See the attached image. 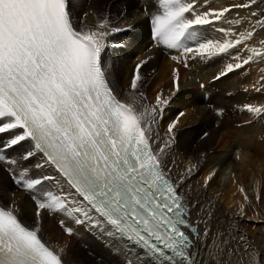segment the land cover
<instances>
[{
  "label": "snow or ice",
  "instance_id": "snow-or-ice-1",
  "mask_svg": "<svg viewBox=\"0 0 264 264\" xmlns=\"http://www.w3.org/2000/svg\"><path fill=\"white\" fill-rule=\"evenodd\" d=\"M202 2L157 0L151 16L153 37L180 51L171 59L185 68L190 58L230 55L253 39L257 26L264 29V0L198 11ZM76 7L73 0H0V165L34 203L30 222L21 219L14 200L0 206V264H63V249L49 246L41 235L43 212L87 224L123 254L124 264H233L238 252L233 241L246 238L219 232L209 242L211 230L188 220L180 192L184 177L173 181L169 175L165 157L179 120L157 143L153 125L169 100L158 93L155 105L144 102L139 89L147 59L136 64L121 99L103 60L107 37L119 29L107 16L88 26ZM232 8L249 10L250 30L234 39L228 38L237 36L230 28L219 29L223 40L201 37L198 28L226 19ZM249 51L242 61L233 57L237 62L226 63L215 79L264 58L261 49ZM179 80L174 69L177 91ZM244 108L264 114V106ZM14 151L18 158L10 155ZM244 212L242 205L238 215ZM60 223L63 227L64 220ZM250 248L245 251L256 264Z\"/></svg>",
  "mask_w": 264,
  "mask_h": 264
},
{
  "label": "bare ground",
  "instance_id": "bare-ground-1",
  "mask_svg": "<svg viewBox=\"0 0 264 264\" xmlns=\"http://www.w3.org/2000/svg\"><path fill=\"white\" fill-rule=\"evenodd\" d=\"M244 1L203 0L198 11L220 10ZM73 2L77 5V15L88 26L107 16L111 27L119 29L107 37L103 52L105 68L117 95L125 99L122 93L128 90L136 64L147 59V64L141 68L143 84L139 89L146 98L144 102L155 105L158 93L169 100L153 128L159 134L157 143H162L168 125L179 120L165 163L173 181L184 177L180 192L190 211L189 221L199 229L211 230L209 242L219 232L230 233L237 240L243 235L246 238L243 242L233 241L238 249L233 264H251L249 252L245 251L247 246H251L256 264H264V114L256 116L244 108L246 104L264 106V87H261L264 58H255L241 69L215 79L226 63L237 62L233 57L239 56L240 61L246 59L252 54L251 47L264 51V45L260 44L264 40V29L257 26L253 43L243 49L245 44L237 46L242 49L240 53L236 52V47L226 56L208 60L190 58L189 67L185 68L171 59L180 56V51L166 49L156 39L153 41L149 28L152 27L151 16L158 11L157 0ZM226 17L198 28L197 32L202 38L223 40L225 33L219 29L230 28L237 36L228 38L234 39L245 33L243 26L251 29L254 24L248 9L232 8ZM237 20L240 23H236ZM174 69L180 74L178 91L173 83ZM10 155L18 158L15 151ZM12 200L21 219L30 222L34 203L29 193L18 188L5 166L0 165V205L8 206ZM242 205L245 212L238 215ZM209 211L211 217L207 215ZM40 227L49 246L63 249L61 255L65 264H124L123 254L87 224L77 225L63 215L43 212ZM64 227L72 228V234ZM200 255L206 257L202 248Z\"/></svg>",
  "mask_w": 264,
  "mask_h": 264
},
{
  "label": "rangeland",
  "instance_id": "rangeland-1",
  "mask_svg": "<svg viewBox=\"0 0 264 264\" xmlns=\"http://www.w3.org/2000/svg\"><path fill=\"white\" fill-rule=\"evenodd\" d=\"M244 2H246V1H244ZM244 2H242V3H244ZM233 3H234V2H233ZM244 10H247V9H244ZM243 28H245L244 30H246V27H245V26H243ZM149 29H151V30H152V27H150ZM247 29H250V28H248V27H247ZM255 35H256V34H255ZM255 35H254V36H255ZM255 38H257V37H255ZM253 39H254V38H253ZM254 40H255V39H254ZM254 40H253V41H254ZM253 41H252V40H250V41H249L250 43L247 41V43H248V45H247V46H249V44H252V43H253ZM247 43L245 42V44H247ZM238 46H239V45H238ZM244 46H245V45H242V47H241V48L243 49V48H244ZM245 47H246V46H245ZM238 48H240V47H237V49H236V52H237V53H240V51H241L242 49H241V48H240V49H238Z\"/></svg>",
  "mask_w": 264,
  "mask_h": 264
}]
</instances>
